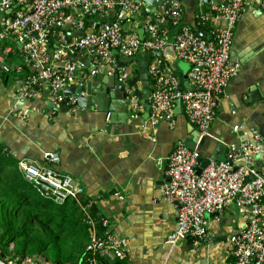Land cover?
<instances>
[{
  "label": "built area",
  "instance_id": "built-area-1",
  "mask_svg": "<svg viewBox=\"0 0 264 264\" xmlns=\"http://www.w3.org/2000/svg\"><path fill=\"white\" fill-rule=\"evenodd\" d=\"M248 1L220 0L209 17L202 16L198 21L206 25L211 20L215 25L206 38L184 25V8L179 1L162 0L157 11L147 15L144 22L136 21L143 23L145 29L142 40L135 32L126 33L121 26L125 18L140 15L144 10L138 0H0V12L13 9V18L8 17L0 29V68L5 65L1 44L8 38L20 44L23 60L16 68L23 76L16 87L17 103L11 106L10 113L27 120L33 112L53 117L56 113L47 106L48 101L56 107L72 106L75 95L64 92L78 80V65L73 62L78 54L88 56L98 67L91 72L92 76L98 71L108 75L118 73L120 81H130L137 75V61L119 65L115 50L120 56L130 58L141 52L155 53L172 47L176 58L190 65L189 88L179 91L180 77L168 72L162 60L153 56L147 68L148 124L154 128L167 121L173 128L174 109L179 100L182 112L198 129L201 140L212 138L211 128L220 101L240 70V63L231 52L234 31ZM196 3L204 4L203 0ZM261 4L264 6V0ZM109 15L112 22L97 19ZM165 22L179 28L173 40L163 25ZM73 31L84 33L79 36L72 34ZM5 53L10 54L11 48ZM140 91L139 87L128 91L133 117L144 108L139 100ZM36 100L43 101L42 108L22 106ZM233 131L241 140L227 144L226 158L210 159L199 175L196 173L198 148L179 142L168 158L170 181L161 189V198L173 204L177 214V229L168 243L174 247L181 240L190 239L200 244L208 235L207 215L221 214L235 206L246 212V224L228 239L227 248L233 257L229 264H264V165L260 169L256 167L264 140L251 125L238 124ZM44 158L48 165L60 161L56 152H45ZM48 165L41 167L30 159L18 161L24 179L44 198L63 204L68 198L82 194L78 182ZM86 252L124 259L129 253V240L109 232L101 238L93 235ZM0 264L50 263L43 257H28L8 261L0 258Z\"/></svg>",
  "mask_w": 264,
  "mask_h": 264
},
{
  "label": "crops",
  "instance_id": "crops-1",
  "mask_svg": "<svg viewBox=\"0 0 264 264\" xmlns=\"http://www.w3.org/2000/svg\"><path fill=\"white\" fill-rule=\"evenodd\" d=\"M261 2L249 0L237 23L231 54L239 61L240 70L220 101L217 118L211 128L212 139H204L201 144L193 142L196 128L176 107L173 128L167 121L154 128L149 126L148 119L143 118L145 107L137 116L133 117L131 113L124 125L112 126L110 132L105 130L104 115L79 107L55 111L53 117L33 112L27 120L19 119L10 113V108L17 103L16 87L23 76L16 72L23 63L21 46L12 38L1 44L5 65L0 68V144L5 152L17 164L20 160L30 159L41 167L48 165L45 152L58 153L59 163L48 166L78 182L83 195L96 208V219L90 221L93 226L91 235L102 237L108 229L129 240L127 259L114 260L96 255L84 264H229L233 261L227 242L245 226L246 212L230 206L221 214L207 215L208 235L204 241L195 244L185 239L172 247L168 240L177 229V214L173 204L161 198V189L169 181L168 158L179 142L198 148L200 163L204 164L217 142L226 146L241 140L240 135L233 131L235 125L256 127L253 123H258L264 129V6ZM212 9L213 6L196 3V20L202 16L209 17ZM4 17L5 13L0 12V29ZM107 18L112 19V16ZM163 25L173 40L179 28ZM206 25L209 26V37L215 25L211 20ZM142 26L143 23H135L132 28ZM7 48H11L10 54L5 53ZM13 58L20 59L15 66ZM177 61L180 60L166 58V70L178 75L182 83L189 81L190 65L185 62L187 66L182 67ZM73 62L78 65L79 74L96 65L88 56L81 54L73 57ZM11 72H14L13 76ZM79 83L78 79L73 85ZM24 105L42 108L43 101ZM62 107L67 106L59 108ZM225 158L226 152L219 160ZM262 164L264 144L256 167ZM115 194L124 199L120 200ZM103 220L108 221V228L104 227ZM1 234L0 229V237ZM7 250L10 256L4 255V259L8 261L14 255L11 244Z\"/></svg>",
  "mask_w": 264,
  "mask_h": 264
},
{
  "label": "trees",
  "instance_id": "trees-1",
  "mask_svg": "<svg viewBox=\"0 0 264 264\" xmlns=\"http://www.w3.org/2000/svg\"><path fill=\"white\" fill-rule=\"evenodd\" d=\"M198 27L209 32L207 25ZM88 204L83 193L63 204L41 196L0 144L1 254L8 257L7 248L14 244L10 259L42 256L52 264H84L91 258L86 252L93 232L90 221L96 219V208Z\"/></svg>",
  "mask_w": 264,
  "mask_h": 264
},
{
  "label": "water",
  "instance_id": "water-1",
  "mask_svg": "<svg viewBox=\"0 0 264 264\" xmlns=\"http://www.w3.org/2000/svg\"><path fill=\"white\" fill-rule=\"evenodd\" d=\"M141 1L144 10L140 15H134L125 18L121 22V26L126 33L135 32L138 34L139 38L145 40V29L143 27L139 29H133V25L136 21L144 22L146 16L149 14H153L157 11L159 3L162 0H138ZM181 3L184 8V24L190 27L196 34L200 37L208 38L205 32L200 31L198 27V21L196 20V0H177ZM204 4L209 6H216L220 0H203ZM15 8V7H14ZM6 17L3 19V24L8 19V16L12 19L13 18V9H9L5 12ZM99 21H108L112 22V20L108 18H97ZM166 24V22H165ZM67 29V28H65ZM72 34L76 35H83V31H76L71 32ZM114 55L118 56V51H114ZM153 56L158 57L162 60L163 66L167 68L165 64L166 58H171L176 60L175 50L172 47H167L163 51L152 53L148 52H141L138 53L134 57L126 58L123 56H118V64H127L137 61V76L130 81H120L118 73L108 75L104 72L98 71L96 75L92 76L91 72L94 70H98V67L95 65L92 69L85 70L84 72L80 71L79 74V85H73L69 87L64 93L66 94H73L76 97V102L72 106L67 107H56L53 106L50 101L47 102V106L52 108L53 110L60 112L63 110H71L74 107H79L83 110H87L90 112H98L104 115L106 126L105 130L107 132L111 131L112 126L116 125L118 128L121 125H124L127 120L130 118L131 112V100L128 95V91L131 88H137L139 85L141 86L139 100L140 103L145 107V113L143 115L144 119L149 118L150 112V104H149V96H150V79L147 74V68L149 65V60L153 58ZM92 61V59L90 58ZM189 88V82L186 81L179 85L178 90L182 91L183 89ZM176 108L178 109L179 113H182L181 103L179 100L176 102ZM256 125L257 129L259 130L263 140H264V129L262 128V124L253 123ZM196 131V134L193 136L194 143H200L204 139L210 138H203L201 140L200 133ZM199 138V140H197ZM212 139V138H211ZM227 147L223 145L221 142H217L213 152L207 156L205 159L204 164L200 163V158L197 161L196 165V173L199 175L201 174L202 170L206 168L209 164V159L219 160L221 155L225 153ZM264 165V164H262ZM261 165V166H262ZM260 166V167H261ZM259 167V168H260ZM258 168V169H259ZM170 181V179H169ZM168 181V182H169ZM218 214V213H214ZM1 259H4V254L0 255ZM233 259V258H232Z\"/></svg>",
  "mask_w": 264,
  "mask_h": 264
},
{
  "label": "rangeland",
  "instance_id": "rangeland-1",
  "mask_svg": "<svg viewBox=\"0 0 264 264\" xmlns=\"http://www.w3.org/2000/svg\"><path fill=\"white\" fill-rule=\"evenodd\" d=\"M12 62H13V66H15V65H17L18 64V62H20V59L19 58H13V60H12ZM178 63L177 64H179L180 66H182V67H186L187 66V63H185V62H183V61H177ZM13 74H14V72H11V75L13 76ZM191 124V123H190ZM192 126H194L193 124H191ZM196 128V127H195ZM196 130L198 131V129L196 128ZM199 132V131H198ZM210 160V159H209ZM213 160V159H212ZM215 161H220V160H215ZM263 166V165H262ZM80 188L82 189V187L80 186ZM83 191V190H82ZM75 198H77V197H75ZM75 198H72V199H75ZM119 199L120 200H123L124 198L122 197V198H120L119 197ZM92 207V204H90V202H89V204H88V208H91ZM104 222H107L106 223V225L104 224ZM102 223H103V225H104V227L105 228H108V221H106V220H103L102 221ZM107 232H109V233H111V234H114V235H117V234H115V233H113V232H111V231H109L108 229L105 231V233H104V235L107 233ZM93 235H91V237H92ZM118 236V235H117ZM120 237V236H119ZM98 238H101V237H98ZM11 245H13V247H14V244H11ZM129 254V253H128ZM128 254H127V256H128ZM96 255H102L103 256V254H100V253H96V254H91V255H89V256H91V258H86V261H91V260H93L94 258H95V256ZM8 256H10V253H8ZM106 256V255H105ZM127 256L123 259V260H125V259H127ZM107 257H109V256H107ZM115 260V259H114ZM50 263V262H49ZM50 264H52V263H50Z\"/></svg>",
  "mask_w": 264,
  "mask_h": 264
},
{
  "label": "bare ground",
  "instance_id": "bare-ground-1",
  "mask_svg": "<svg viewBox=\"0 0 264 264\" xmlns=\"http://www.w3.org/2000/svg\"><path fill=\"white\" fill-rule=\"evenodd\" d=\"M258 169V168H257ZM260 169V168H259Z\"/></svg>",
  "mask_w": 264,
  "mask_h": 264
}]
</instances>
